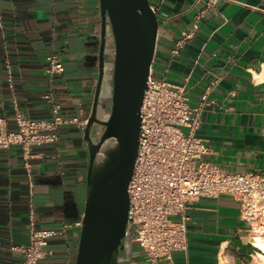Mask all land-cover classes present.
Instances as JSON below:
<instances>
[{
    "label": "crops",
    "instance_id": "crops-1",
    "mask_svg": "<svg viewBox=\"0 0 264 264\" xmlns=\"http://www.w3.org/2000/svg\"><path fill=\"white\" fill-rule=\"evenodd\" d=\"M150 3L160 23L157 78L184 86L191 106L208 96L196 132L209 148L204 160L230 174H264V0H219L213 8L209 0ZM101 24L99 0H0L5 128L16 129V110L50 121L49 95L64 119H77L61 126L58 143L32 149L29 170L21 148L0 150V264L22 263L20 249L28 244L32 225L62 232L50 241L52 254L40 264L76 263L89 166L83 123L99 77ZM179 42L182 48L173 54ZM107 45H113L111 37ZM50 54L63 63L61 76L47 73ZM105 59L111 64L114 56ZM102 96L108 110L107 86ZM186 218L189 249L175 253L173 263L150 262L132 244L129 261L121 264H264L251 255L233 198L199 199Z\"/></svg>",
    "mask_w": 264,
    "mask_h": 264
},
{
    "label": "built area",
    "instance_id": "built-area-1",
    "mask_svg": "<svg viewBox=\"0 0 264 264\" xmlns=\"http://www.w3.org/2000/svg\"><path fill=\"white\" fill-rule=\"evenodd\" d=\"M218 1L209 0L208 7L213 8ZM180 48L181 42L172 53L177 54ZM46 60L50 76L65 72L57 55L50 54ZM154 64L155 58L141 109L138 157L130 184L132 243L150 262L173 263L175 253H187L189 249L186 218L189 206L202 198L229 196L239 205L252 257L264 263V248L255 244L257 239L264 244V174H230L204 160L209 148L196 132L208 104L207 94L197 106H191L185 87L155 77ZM9 85L13 88L12 78ZM45 100L52 107L50 121L33 120L16 110V129L10 131L0 119V150L21 148L28 170L33 148L58 143L61 126L77 122L63 118L61 106L52 96H45ZM60 235L62 232L58 230L37 229L32 225L28 244L20 249L21 264H40L52 254L48 250L50 241Z\"/></svg>",
    "mask_w": 264,
    "mask_h": 264
},
{
    "label": "water",
    "instance_id": "water-1",
    "mask_svg": "<svg viewBox=\"0 0 264 264\" xmlns=\"http://www.w3.org/2000/svg\"><path fill=\"white\" fill-rule=\"evenodd\" d=\"M99 2V77L84 130L89 166L75 264L129 261L133 244L130 184L138 157L141 109L160 28L150 0ZM109 37L113 39L110 47ZM109 54L114 56L111 64L105 59ZM105 86L109 90L105 99L108 110L102 106ZM99 112L102 117H98Z\"/></svg>",
    "mask_w": 264,
    "mask_h": 264
},
{
    "label": "rangeland",
    "instance_id": "rangeland-1",
    "mask_svg": "<svg viewBox=\"0 0 264 264\" xmlns=\"http://www.w3.org/2000/svg\"><path fill=\"white\" fill-rule=\"evenodd\" d=\"M162 73V71H161V68H160V66L159 65H156L155 67H154V74H155V77H161L160 76V74ZM98 117H102V112H99L98 113ZM134 246H135V244H133Z\"/></svg>",
    "mask_w": 264,
    "mask_h": 264
},
{
    "label": "bare ground",
    "instance_id": "bare-ground-1",
    "mask_svg": "<svg viewBox=\"0 0 264 264\" xmlns=\"http://www.w3.org/2000/svg\"><path fill=\"white\" fill-rule=\"evenodd\" d=\"M255 244H257V246H259L260 248H264V244H263V241L261 239H257L255 241Z\"/></svg>",
    "mask_w": 264,
    "mask_h": 264
},
{
    "label": "flooded vegetation",
    "instance_id": "flooded-vegetation-1",
    "mask_svg": "<svg viewBox=\"0 0 264 264\" xmlns=\"http://www.w3.org/2000/svg\"><path fill=\"white\" fill-rule=\"evenodd\" d=\"M123 253H124V251H120V256H122V255H123Z\"/></svg>",
    "mask_w": 264,
    "mask_h": 264
}]
</instances>
